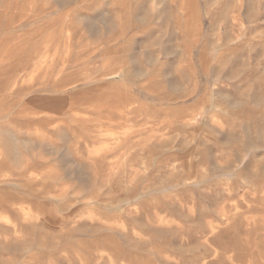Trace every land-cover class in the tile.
<instances>
[{
	"label": "rangeland",
	"instance_id": "1",
	"mask_svg": "<svg viewBox=\"0 0 264 264\" xmlns=\"http://www.w3.org/2000/svg\"><path fill=\"white\" fill-rule=\"evenodd\" d=\"M0 264H264V0H0Z\"/></svg>",
	"mask_w": 264,
	"mask_h": 264
}]
</instances>
